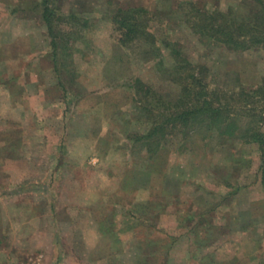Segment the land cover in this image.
Wrapping results in <instances>:
<instances>
[{
    "label": "rangeland",
    "instance_id": "374dc122",
    "mask_svg": "<svg viewBox=\"0 0 264 264\" xmlns=\"http://www.w3.org/2000/svg\"><path fill=\"white\" fill-rule=\"evenodd\" d=\"M37 2L0 0V264H264V103L231 99L264 82V48L195 29L255 2L58 0L81 21L54 36ZM133 8L150 37L120 46ZM193 73L229 112L141 139Z\"/></svg>",
    "mask_w": 264,
    "mask_h": 264
},
{
    "label": "trees",
    "instance_id": "16d2710c",
    "mask_svg": "<svg viewBox=\"0 0 264 264\" xmlns=\"http://www.w3.org/2000/svg\"><path fill=\"white\" fill-rule=\"evenodd\" d=\"M56 1L58 0H41L40 3L42 8L41 18L52 36H54V22L61 19H70L72 24H75L77 21H81L79 15L73 11L64 15L60 8L57 7ZM253 1L256 5L253 9L249 10L248 15L238 16L229 11L222 15L219 23L215 17L203 18L202 21H207L202 22L201 25H195V29L198 32H204L203 34L208 35L229 49L245 51L264 48V4L261 0ZM142 14H145V11L139 8L117 10L112 23L120 33V38L118 39L120 46L125 47L147 35L150 37L149 34H146L144 25L140 20ZM52 44L54 45L55 42L52 41ZM174 55H176L175 58L177 59L175 69L181 75L184 68L188 66V63L184 59L178 58V51H174ZM191 77L195 81V86L193 83H186L187 77L180 78L178 80V84L182 88L180 99L174 107L165 108L166 113L164 110L160 111L159 116L165 117V119L141 139L147 142V140L156 135H163L165 129L169 127L172 130L179 129L184 134L189 124H194L196 120L201 119L203 116L208 118L210 124H215L223 119L225 112H229H227L228 104L218 102L219 104L214 105V101L206 86L202 85V82L196 78L194 73ZM234 98L237 103L242 104L243 109L250 104H254L257 99L259 102L264 103V82L256 88L240 90L231 99ZM249 139V142L259 144L264 158V134L253 128ZM261 169L262 175H264V159H262Z\"/></svg>",
    "mask_w": 264,
    "mask_h": 264
},
{
    "label": "crops",
    "instance_id": "0c3cea01",
    "mask_svg": "<svg viewBox=\"0 0 264 264\" xmlns=\"http://www.w3.org/2000/svg\"><path fill=\"white\" fill-rule=\"evenodd\" d=\"M41 0H39V2H37V4L36 5H34V7L32 8L33 9V11H35V12H38V14H40V17L42 16V8H41Z\"/></svg>",
    "mask_w": 264,
    "mask_h": 264
}]
</instances>
